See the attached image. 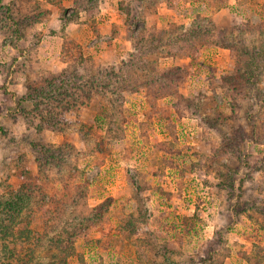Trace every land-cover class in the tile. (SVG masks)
<instances>
[{
	"label": "rangeland",
	"instance_id": "rangeland-1",
	"mask_svg": "<svg viewBox=\"0 0 264 264\" xmlns=\"http://www.w3.org/2000/svg\"><path fill=\"white\" fill-rule=\"evenodd\" d=\"M52 1L2 0L0 264H264V0Z\"/></svg>",
	"mask_w": 264,
	"mask_h": 264
},
{
	"label": "trees",
	"instance_id": "trees-1",
	"mask_svg": "<svg viewBox=\"0 0 264 264\" xmlns=\"http://www.w3.org/2000/svg\"><path fill=\"white\" fill-rule=\"evenodd\" d=\"M196 1H198V0H196ZM56 2H59V0H55V2L52 1V3H54V4H57ZM90 3H91V0H72V6L74 8V14H72L73 17L71 19L74 20V21L76 20L75 23L79 22V23H88V24H90L88 22L89 18L86 19V20L85 19L82 20L83 19L82 17H84V15L85 16L88 15L89 12L92 9ZM168 5L172 6L171 3L168 4ZM9 7L10 6L4 5L2 3V0H0V11L3 13V16L6 17L8 15V18H12V16L9 14V12H10V8ZM122 8H126V7L124 6ZM130 10H134V6L128 4V19L126 18V20H124V22L128 23V26H131V25L133 26L135 21H137V20H136V18L134 16H131L132 14H131ZM80 12H81L80 18L77 19L78 14ZM33 20L34 19H32V21ZM131 29L133 31V28H131ZM16 32L19 33V30L17 29ZM157 39L159 40V41H157L158 43H160L162 41V39L160 37H158ZM158 43L154 42V40H153V42L150 40L147 43L143 44L142 47L143 48H145V47L149 48V47H152V46H154V45H156ZM83 53L84 52L82 51V49L78 53L77 62L79 64H81L82 62H85L87 60H90V58H91L89 56H85ZM140 64H141L140 59H139V61L134 59L131 62V65L139 67L140 70H143V72H146L147 71V66H148L147 62H146V65H144L145 66L144 68H143V66L140 67L139 66ZM107 74L108 75L100 76L99 78H95V77L92 78L91 77V78H89V79H87L85 81V84L82 87L78 88L79 90L77 92L83 94V97H84L83 99H84L85 102L90 100L93 97V95L97 92V90H99L100 94L107 93L109 90L111 91L112 90L111 84H110L111 81H118L119 82L120 80L126 79V75H123L121 73L116 74V73H114L112 71H109ZM156 76H160V75H156ZM119 78H123V79H119ZM71 81L74 82V79H71ZM66 82L70 83L68 80H66ZM144 85L145 86L142 85L140 87L139 91H142L144 93L145 98L148 100V102L150 104L151 110L155 109L156 101L159 98H161L163 96H166L168 94H172L174 90L176 91L174 86H172V85H170V84H168L166 82L163 83L161 81L160 77H159V79L154 80L153 83L150 82V81L147 82V80H145L144 81ZM174 85L177 86L178 82H176V84H174ZM153 88H154V91L152 90ZM175 91H174V93H175ZM27 96H28V101H31L32 103L34 102V104L37 101L35 99L41 97L40 94L36 90L34 92H32V93H28ZM35 107L38 108V104L37 103H36ZM12 197H13L12 200L9 201V203L7 204V206L9 207L8 209H10L13 212L18 210V209L21 210L24 207V205H25L24 204L25 200H24L23 195L20 194V193H18V194L13 193ZM166 263L167 264H176V262L169 261V260H167Z\"/></svg>",
	"mask_w": 264,
	"mask_h": 264
},
{
	"label": "crops",
	"instance_id": "crops-1",
	"mask_svg": "<svg viewBox=\"0 0 264 264\" xmlns=\"http://www.w3.org/2000/svg\"><path fill=\"white\" fill-rule=\"evenodd\" d=\"M189 1V0H188ZM105 6L106 7H108V6H110V7H108V10H106L108 13H110V14H112L113 12L114 13H117V10H118V6L116 5V6H114L113 4L111 5L110 4V2H104V8H105ZM169 8V7H168ZM111 11H112V13H111ZM116 11V12H115Z\"/></svg>",
	"mask_w": 264,
	"mask_h": 264
}]
</instances>
